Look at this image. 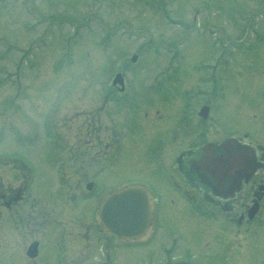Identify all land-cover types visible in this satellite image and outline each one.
I'll use <instances>...</instances> for the list:
<instances>
[{
    "label": "rangeland",
    "instance_id": "rangeland-1",
    "mask_svg": "<svg viewBox=\"0 0 264 264\" xmlns=\"http://www.w3.org/2000/svg\"><path fill=\"white\" fill-rule=\"evenodd\" d=\"M133 55L138 56L136 61L131 60ZM118 71L127 80L125 93L111 88ZM261 84L264 0H0V105L14 101L32 106L30 133L5 132L1 159L19 153L31 159L33 168H60L62 147L75 150L80 143L105 142L110 139L106 127L111 118L115 126H124V119L109 114L123 96L121 100L140 103L136 117L142 130L141 125L129 128L125 133L129 138L122 139H130V146L118 142L114 156L104 144L108 156L98 153L97 171L102 176L105 168L116 187L119 179L109 178L108 172L113 164L114 177L143 180L159 190L162 173L141 168L157 162L160 139L171 140L180 133L178 123L187 118L185 112L193 113L186 105H195V146L204 141L197 134L204 129L197 124L202 121L197 116L202 104L214 110L207 119L209 139L222 137L224 124L231 133L241 134L252 130L251 114L258 108L251 105L258 97L259 112L264 110ZM96 105L106 106L107 114H95L100 120L91 132L87 126ZM145 111H151L150 119L144 117ZM246 114L245 127L241 125ZM59 116L66 121V137L62 136L66 145L58 134ZM30 143H35V152ZM129 152L132 157L143 155L144 167L124 161ZM119 155L121 163L116 162ZM161 206L162 216L174 208L169 200ZM170 214L179 220L184 216ZM166 225L165 230L177 228L175 220ZM184 249L196 250L183 243Z\"/></svg>",
    "mask_w": 264,
    "mask_h": 264
},
{
    "label": "flooded vegetation",
    "instance_id": "flooded-vegetation-1",
    "mask_svg": "<svg viewBox=\"0 0 264 264\" xmlns=\"http://www.w3.org/2000/svg\"><path fill=\"white\" fill-rule=\"evenodd\" d=\"M124 79L123 87L111 88L127 92L125 75ZM259 89L264 96V85ZM122 98L113 103L109 114L124 119V126H115L111 118V126L109 122L106 127L110 139L105 142L98 139V144L90 146L80 143L76 150L66 146L63 151L62 147L58 154L60 168H33L31 159L19 153L15 159L3 162L0 144V264H264V110L259 112V97L251 105L254 110L258 108L251 114L252 130L242 131L240 127L241 134L231 133L224 124L223 136L211 135L214 139H209L205 119L197 123L204 127L197 130L200 141H204L195 146L192 103L186 106L193 113L188 115L184 109L187 118L178 123L182 138L178 134L171 140L160 139L163 143L157 144V162L149 164L150 168H141L146 164L142 162L143 155L132 157L129 152L124 161L131 159L134 168L162 173V183L157 182L160 191L143 180L114 177L117 168H111L113 164L108 172L109 178L119 179L116 187L114 181H108L105 168L99 176L98 153L103 151L107 157L108 149L114 156L118 142L130 146V139H126L129 135H125L129 128L141 125L142 130L141 120L136 117L140 103ZM1 103L0 142L9 130L29 134L32 110L23 108L32 106H20L14 101ZM93 108L94 116L87 126L91 132L96 131L100 120L95 114H107L106 106ZM151 111H145L144 117L150 119ZM246 121L247 114L241 126L246 127ZM57 125L63 140L66 121L60 117ZM209 140L215 143L209 150L212 157L221 159L216 168L206 164L204 145ZM35 148V143H30V149L35 152ZM125 153L126 150L122 156ZM19 156L29 164L19 161ZM120 160L121 156L116 162ZM121 182L139 184L148 191L151 223L138 239L118 236L105 229L99 219L103 200L121 187ZM142 197L147 200V194ZM163 200H169L174 208L162 216L159 207ZM170 213L184 216L179 220ZM194 219L198 226H194ZM173 220L177 228L165 230ZM183 243L185 248L192 244L195 252L183 250Z\"/></svg>",
    "mask_w": 264,
    "mask_h": 264
},
{
    "label": "water",
    "instance_id": "water-1",
    "mask_svg": "<svg viewBox=\"0 0 264 264\" xmlns=\"http://www.w3.org/2000/svg\"><path fill=\"white\" fill-rule=\"evenodd\" d=\"M135 59L136 56L133 60ZM117 82L123 84L120 73L114 79V83ZM145 194V191L139 186H129L112 193L103 203L102 222L108 229L114 230L121 236H140L149 220V212L145 205L146 199L144 200L142 197Z\"/></svg>",
    "mask_w": 264,
    "mask_h": 264
}]
</instances>
